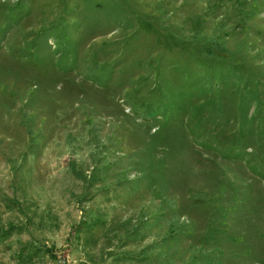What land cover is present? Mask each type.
Returning <instances> with one entry per match:
<instances>
[{"label": "rangeland", "instance_id": "obj_1", "mask_svg": "<svg viewBox=\"0 0 264 264\" xmlns=\"http://www.w3.org/2000/svg\"><path fill=\"white\" fill-rule=\"evenodd\" d=\"M126 1L0 0V264H264V0Z\"/></svg>", "mask_w": 264, "mask_h": 264}, {"label": "trees", "instance_id": "obj_2", "mask_svg": "<svg viewBox=\"0 0 264 264\" xmlns=\"http://www.w3.org/2000/svg\"><path fill=\"white\" fill-rule=\"evenodd\" d=\"M124 2H126L128 4V2L126 0H124ZM96 5L101 6V2H97ZM9 203L11 204V206H13L15 208V206L17 208H20V203L18 202V200H14V199H10ZM8 203V204H9ZM22 228V226L20 225H12V226H7V227H1L0 228V237H6L7 235L15 232V231H20ZM48 250V249H47Z\"/></svg>", "mask_w": 264, "mask_h": 264}]
</instances>
